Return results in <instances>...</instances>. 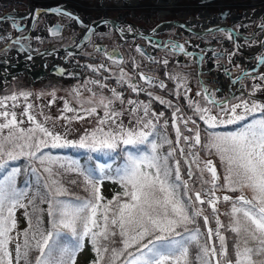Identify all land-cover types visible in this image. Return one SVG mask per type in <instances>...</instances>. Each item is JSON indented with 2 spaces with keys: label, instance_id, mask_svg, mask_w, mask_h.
Instances as JSON below:
<instances>
[{
  "label": "snow or ice",
  "instance_id": "obj_1",
  "mask_svg": "<svg viewBox=\"0 0 264 264\" xmlns=\"http://www.w3.org/2000/svg\"><path fill=\"white\" fill-rule=\"evenodd\" d=\"M50 11L85 27L82 39L90 41L93 28L67 11L59 8ZM11 26L23 31L15 18H12ZM260 27L264 31V25ZM61 29L62 25L57 24L50 31L57 35ZM208 31L223 33L226 39L233 41L234 47H238L235 29L217 27ZM6 39L19 45L20 51L27 50L21 40L28 37L13 39L0 35V41ZM175 46L185 55H192L183 45ZM137 51H140L139 47ZM231 55L235 52L229 53ZM113 57L122 59L118 50L109 54L110 59ZM150 59L156 62L154 58ZM260 63L264 64V54ZM163 64L167 65L168 60L165 59ZM86 67L92 68L91 65ZM104 68L105 65L100 64L92 70ZM125 76L121 70L119 81L122 86ZM140 78L149 84L157 79L144 73ZM170 78L186 80L179 74ZM259 79L264 81V74ZM91 83L98 84L99 81ZM100 87L107 85L100 84ZM130 87L137 94L145 91L137 84ZM159 87L166 85L161 81ZM111 92V97L101 96L95 106L83 107L85 103L93 105L91 99L80 102L84 116L65 102L64 110L77 113L75 119L98 115V109L104 110L97 127L86 131L78 141L64 139L38 121L30 111L31 103L21 115L32 127H24V120H18L17 113L9 110L7 104V101H13L14 109L18 97L11 95L0 99V109H3L0 110V264H76L85 239L96 255L93 264H264V104L243 99L233 103L234 96L216 100L215 93L205 86L204 92L211 105L219 111L212 114V108L191 100L188 106L207 125L206 143L202 144L199 129L187 128L189 122L195 126L196 120L185 117L183 124L192 135H183L180 126L175 125V144L180 145L182 139L187 151L185 147H171L162 154L163 145L173 144L166 133L168 122L159 125L164 113L151 111V102L129 99V126H125L124 110L114 107L117 101L123 105L125 100L115 88ZM145 94L152 96L150 91ZM20 95L27 100L31 94L23 92ZM156 99L171 107V102L160 97ZM180 111L179 107L174 109L173 120ZM225 116L228 118L223 119ZM47 119L45 117V121ZM227 125L237 127L226 132L215 131ZM55 148L86 149L88 154H98L96 159L106 157L112 163L91 166L81 165L75 159L62 162L60 157L44 151ZM177 150L184 157L187 179L181 174ZM200 150L214 153L219 158L223 164V184L214 162L201 160ZM88 159L91 160L92 155ZM17 160L27 161L23 170L20 166L9 167V161ZM113 164H116L115 168ZM22 171L27 178L23 187H18L17 178ZM69 172L76 173L81 178L79 182L77 179L65 180L64 174ZM105 180L118 183L123 191L111 200L105 199L101 193ZM65 183L82 186L87 195L76 196ZM222 189L240 195L221 198L216 193ZM245 190L251 196L245 195ZM221 199L230 203L227 224L219 219L217 205ZM45 203L48 207L42 209L40 205ZM205 204L211 209L215 228L209 225ZM19 209H25L24 216L28 219V227L22 232L17 231L16 212ZM44 213L48 217L47 227L42 218ZM201 218L205 225L203 231L197 226ZM224 232L235 236L232 257L228 255ZM191 250H195L194 254Z\"/></svg>",
  "mask_w": 264,
  "mask_h": 264
},
{
  "label": "rangeland",
  "instance_id": "obj_2",
  "mask_svg": "<svg viewBox=\"0 0 264 264\" xmlns=\"http://www.w3.org/2000/svg\"><path fill=\"white\" fill-rule=\"evenodd\" d=\"M100 1L102 0H0V18H2L5 15L17 14V13H22V12H29L31 14L33 11L30 10L31 9L30 7H33V9L40 8L43 10L41 12H37L36 14L30 17V18L37 19L35 23L34 32L30 30L29 21L27 19L19 20L15 18L17 23L23 29V31H17L15 28H13L11 26L12 20L8 21V23L6 24L7 26L5 25L4 23L5 21L3 20L0 22V30H4V31L0 32L2 33L0 35L8 36V34L12 33L13 39L16 37H19L20 35H25L23 37H28V39L21 40V43L25 45L27 51H29L30 54L35 55L46 49L57 50V49H62V47H72L80 43L79 40H80V37H82L83 35V31L85 30V27L81 26L79 23L75 24L76 21L69 19L67 16L62 17L56 12L54 11L51 12L50 10H48V9L54 8L55 6L66 7V5L67 6L72 5L73 8L72 7L71 8L74 10V12L79 14L83 19H85L83 21L84 25L93 23L97 19H102L104 15L114 18L115 20H119L118 15L123 14L124 17H127V19L131 21L133 26H137L142 30L146 29L150 31L153 28H155L156 25H159L163 21H167V20L172 21L174 19H177L180 21H186L189 15L193 14V16H195V15L202 14L205 11H208L212 15L211 16L209 14L210 17L213 18L214 14H216L215 7H218L221 5L217 2L216 4L205 3L201 5H198V4L196 5L198 0H180V3H181L180 6L166 11L167 8H164L163 6L157 7L155 2H152L151 0H145L147 1V4L136 6L135 8L134 7L126 8L123 6H118V7L113 8L112 6H110L111 0H103L107 3L106 5L109 4V7L106 8L107 10H105L100 7ZM248 1L252 3L251 0H248ZM237 2L240 3L239 0H237ZM253 3H255L254 0H253ZM186 7H190V9L187 10ZM244 9L245 8L242 7L241 10L244 11ZM62 11H65L64 8ZM249 11L252 12V10L248 9L247 12L249 13ZM49 21H51V23ZM53 24H59V25L65 26V29L62 30V34H63L62 36L55 37V38L49 37V31ZM122 26L128 28L129 24L125 23V24H122ZM4 27L6 29H4ZM220 36H222L223 38H226L223 33H220ZM161 37H163L162 34H161ZM98 39H100L101 42L96 41ZM119 39L120 37L117 35V33L112 28H107L102 33H98V34L96 33L91 38V42L85 45L84 48L81 50V52L77 53L76 55L72 53L64 52L61 55V57H64L65 61H62L60 59H57L58 61L54 60L55 62H58L61 65H63L64 67L69 68L70 71H75L74 68L77 69V65H80L82 63L83 67L81 65L79 66L80 76L74 77V78H68V79H65L64 76H62L61 78L51 77L49 79H46V80H43L42 82H37V83L31 82L28 79L27 75L26 76L22 75L21 77L16 76L12 79V81L9 80L10 82H7L1 86L0 99H3L4 97H9L11 95H16L18 97V99L15 101L16 107L14 109L12 108L13 101L9 100L7 101V104H8L9 110H14L17 113L18 120L20 119L24 120V125H23L24 127L26 128L32 127V125L27 121V118L21 115L26 110V105L31 103L33 105V108L30 111L33 114H35L36 119L38 121L45 123L46 127H48L54 133L60 134L64 139L71 140V141H78L85 134L86 131H91L95 127H97L98 118L99 116L103 115L104 110L102 108L98 109V115H90V116H87L85 119H75L73 117L77 115V113L68 112L64 110L65 102H67L70 107L77 109L78 114L80 116H84L85 113L83 110H81L80 102L91 99L93 100V105H89L85 103L83 107L87 108L90 106H95V102L99 101L101 96L111 97L112 92L110 91L111 89H113V88L109 89L108 90L109 93H108L106 91L107 90L106 88H101L100 84H106V80L103 77H97L92 71H91L92 73H90L88 67H84V65L88 64L94 68H98L100 64H104L105 65L104 69H107L108 71L121 68L122 71H127L129 73L132 72V74H134L132 70L127 68L126 64L124 63V60L121 64L106 60L104 56V52H99L95 50L96 45H105L106 47L105 52L115 47H118L122 55H124L125 53H131L132 47H134V44L132 42H129L126 45H124V47H122L117 43ZM137 42L145 44L144 40L142 39L135 40V43ZM11 48H15L19 50V45L11 44V42L7 39L0 42V53L3 55V56H0V66L3 65L2 62L4 60H8L7 53L8 52L10 53ZM20 52H23V51H20ZM87 52L93 56H101L104 61L100 62V61L90 60V59L82 60L83 57H80V54L87 53ZM232 59L236 61V68L242 67L239 65L238 57L232 56ZM12 60H14V65H15V58L14 59L11 58L10 61L8 60L9 61L8 67L11 66ZM176 66L178 65L176 64ZM194 66L195 65L192 64L190 67H194ZM15 68L16 67H14V69ZM143 71L151 75L159 76L154 71H149V70H143ZM169 74L172 77V74L171 73ZM174 75L176 76V74ZM180 75H183V77L186 78V74H180ZM202 75H204L208 79H211L210 75H207V74H202ZM20 78H22L21 80L24 83H20L19 86H17V84L7 86L13 83L14 80L15 81L18 79L20 80ZM131 79H135L133 75L131 76ZM94 80L99 81V83L98 84L91 83V81H94ZM118 81H117V84L115 83L114 88L117 90L118 93L122 95L123 99L125 100V103L121 105L117 101L114 104V107L117 110H120V109L124 110L125 114L122 117V119L124 121L125 126H129L128 125V120H129L128 111L131 108V106L128 105L126 101L127 97H126V89H125L124 82L122 86L121 84L118 83ZM174 81L176 82L177 87H178V85L180 84L182 85L184 80L178 81L177 79H175ZM51 82H54L56 85H53L51 87H45L46 86L45 84H48ZM241 83H243V81ZM153 84L154 86H148L146 88L143 85L142 87L145 89V91L139 92V94L146 95L145 93L150 91L152 92V95H158L155 93L158 91L157 88L159 87V82L157 84L155 83ZM164 84L166 85V82ZM237 86L239 85L234 86V90H235L234 97L237 98V100L234 101L233 103H238L240 102L241 99L247 100L249 101V103L253 102L247 98H243V96L245 95H247V97H250L251 95H249V93L245 94L243 91H239ZM89 89H91V91H89ZM199 89L200 88H197V86L193 84V81H189V83L186 86V91L189 94V95L186 94L187 97H189L188 102L191 100L195 104H198L202 107L212 108V114H216L219 110L212 106H209L205 102L201 93L199 92ZM236 90H238V92ZM23 92H27L31 94L27 100H25L24 97L20 95V93H23ZM93 93H95V96H93ZM53 100L55 102L50 103V101H53ZM132 100H136V101L143 102V103L151 102L150 106H152L151 96L148 97V95H146V97H143V99H141L139 95H136ZM255 100H259L260 101L259 104H264V100L262 99H255ZM0 110H3V109H0ZM151 111L155 112V110L152 107H151ZM240 111L241 110L238 109V112ZM156 113L159 114V112L157 111ZM182 115L183 114H181V116ZM257 115H259V113H257ZM45 117H48L49 119L45 121ZM58 117H61V118H58ZM62 117H68L69 119H65ZM222 118L227 119L228 117L225 116ZM177 119L183 124V119H179V118ZM177 119L173 120L172 116H170L164 121H167L169 125H173L175 127V125H178ZM228 126L230 125L221 126L219 128H222V127L226 128ZM194 127L195 126L190 122L189 124H187V128H194ZM223 131L224 130H222L221 132ZM181 147H185L187 151L186 145L181 146ZM192 150L195 151L196 149H192ZM199 156L201 160H209V159L212 160V159L217 158V156L214 153L209 155L207 154L206 151L204 152L201 150L199 151ZM112 167L115 168V165L113 164ZM122 191H123L122 187L118 183L113 182L112 180H105L101 188V193L107 200H111L114 195ZM216 195L222 198L224 195H226V193H224V190L223 191L218 190ZM238 195H240V193ZM245 195L251 196V193L245 190ZM221 202H224V201L221 199L217 205L218 210H219V215H221V212H222L221 207H220ZM206 205L207 204H205L204 207ZM207 213L209 214V216H211L210 207ZM16 219H17V231L22 232V230L25 227L23 209H19L16 212ZM215 227L216 226L214 225L213 228ZM95 259H96V255L93 251V248L91 244L89 243V241L85 239L84 248L82 249V251H80L77 254L76 264H92Z\"/></svg>",
  "mask_w": 264,
  "mask_h": 264
},
{
  "label": "water",
  "instance_id": "obj_3",
  "mask_svg": "<svg viewBox=\"0 0 264 264\" xmlns=\"http://www.w3.org/2000/svg\"><path fill=\"white\" fill-rule=\"evenodd\" d=\"M125 4H123L122 6L123 7H126L127 8V3L128 1L130 0H123ZM132 1H136V0H132ZM224 0H198L196 5H201V4H205V3H214V2H217V3H222ZM238 3V2H237ZM235 5L234 7H239L241 6V2L238 3ZM113 8H115L116 6H114V3H112L111 5ZM197 9V8H196ZM219 9H221L219 7ZM118 18L119 20H122L124 18V16L122 14H119L118 15ZM210 19H214V21H212L214 23V25H216L215 27H213L212 29L214 28H217V27H220V28H225V29H232L230 27V25L233 23V21L235 20V16L233 14H231V10L228 8H226L225 10H221V11H218L216 14H214L213 18H210ZM103 21H109L110 23V26L115 30V32L123 38V35H127L128 37H133L136 38V37H141V38H144L147 46H145L144 44H138L136 45V49L137 47H139L140 49V53L146 57L147 60H150V61H153L152 59L150 58H154L155 59V56L157 54V51L158 50H174L175 52H178V53H181V54H184L183 52H181L179 50V48H175L176 46L175 45H183L184 48L186 49V51L192 53V55H194L196 53L197 57L199 58L198 59V62H197V68H198V74L200 75L201 73V60L203 61L204 60V64L206 66H208V68H210L211 70L208 71L207 73L209 75H212V81L214 83H216L218 86H217V89L219 90H224L222 89V81L221 79L223 75H226L227 77H230L232 76V73L230 70H227V72L224 70V69H229L231 66H230V59H231V56H229V53H232L231 50L233 49H237L239 47H234V43L233 41H229L228 39L226 38H222L220 37V32H212V33H209L208 30H200V29H191L189 27H187V23L186 22H181L179 20H174V21H167V22H164L163 24H165V28L164 29H159L160 26H156L155 28H153L152 30L149 31V34H135V33H127L125 30L121 31L122 29H120L118 26H117V20L115 19H111L109 18L107 15L105 16V18L103 19H100L98 21H95L94 23H92L89 27L90 28H93L99 24V23H103ZM181 25H184V27H181ZM173 26H176V30L173 31V35L172 36H176L177 38H182V37H185V40L183 43H180L178 42L177 40H174L173 38H161V37H158L159 35H161L163 33V31L166 32V35H170V31L172 29ZM54 27V26H53ZM52 27V28H53ZM51 28V29H52ZM63 28V26H62ZM50 29V30H51ZM96 31H94V33L90 34V38L95 34ZM62 33V29H61V32L57 35H53L52 32L50 31L49 32V35L51 37H55V36H59L60 34ZM237 32H235L236 34ZM209 34H213V41L210 43V44H204L202 42V39L206 36V35H209ZM8 36H11V34H8ZM193 36L199 38L198 41H196L194 43V45H192L191 41L189 39H192ZM220 37V38H218ZM164 39V43H162ZM217 39H221V42H220V45L217 44ZM125 40V39H124ZM1 42V41H0ZM154 42L157 43V45H154ZM162 43V44H161ZM200 43L201 45L199 46ZM186 44V46H185ZM237 44V42H236ZM197 45L199 47H197ZM105 45H96L95 46V50L99 51V52H104V56L106 58V60H109V61H113V62H116L118 64H121L123 62V55L120 51V49L118 47H115L107 52H105ZM218 48H221L220 51H216ZM261 48V47H260ZM259 48V49H260ZM100 49V50H98ZM258 49V50H259ZM64 51L67 50V51H72L70 49H63ZM114 50H118L120 56L122 57V59H118L116 57H113V58H109V54L112 53ZM198 52H196V51ZM256 50L255 52H247L245 50H240L239 52L247 57H239L238 59V62H239V65L242 66V67H251L250 69L251 70H244L242 72V74L239 76V79H232V81L230 82L229 86H227V91L231 93V96H233V91H232V85L235 84L237 81L241 80L245 75L244 73L245 72H253V73H258L259 72V69L261 67V63H260V60H261V56H258V60H257V63L254 65L252 64L250 61L251 59L253 58L254 55L257 54V51ZM76 50H73V52H75ZM151 51V52H150ZM58 51L56 50H44V51H41L39 52L38 54H30V53H20L18 54V57L15 59V61L18 64V66L12 70V72H3V71H0V75L1 74H4L5 77H6V80L7 81H11L14 77H16V75H14L15 73L16 74H20V75H27L28 76V79L33 82V83H37V82H42L43 80H46V79H49L51 77H61V76H69V77H72L73 75L71 73H68V74H65L67 71L63 68H61L60 66L58 65H54L52 66L51 68H49V70L47 71L46 70V67H47V62L44 61V57L48 56V55H53L54 57L55 56H59V53H57ZM219 54V56H218ZM29 56H31V59H29ZM188 56H191V55H188ZM236 56V55H235ZM234 56V57H235ZM56 58V57H55ZM155 61H159L158 59H156ZM4 65L2 68H7V66L9 65V61L8 60H4ZM12 66H14V60H12L11 62ZM37 64H41L42 67H39V68H33L32 65H37ZM16 65V64H15ZM228 65V67L226 66ZM213 69H215L216 71L214 72ZM141 73L143 72H140L139 73V77L141 75ZM10 74V76H9ZM261 74H264V73H261ZM259 74V75H261ZM76 75L79 76V73H77ZM144 75L146 76H151L149 74H146L144 73ZM154 77V76H153ZM156 78V77H155ZM5 80V81H6ZM140 80L146 84H149L146 80L144 79H141ZM154 81H158V79H155ZM153 81V82H154ZM152 84V83H151ZM3 85V81L2 79H0V87ZM264 99V98H262Z\"/></svg>",
  "mask_w": 264,
  "mask_h": 264
},
{
  "label": "trees",
  "instance_id": "obj_4",
  "mask_svg": "<svg viewBox=\"0 0 264 264\" xmlns=\"http://www.w3.org/2000/svg\"><path fill=\"white\" fill-rule=\"evenodd\" d=\"M139 66L140 67H135L134 68V62H133L132 59H130L127 62V68L132 70L133 72L141 70V69H143V67H145L146 69H149V70H152V71L156 72L159 75V77L162 78L163 80H165V82H166V87H164V88H159L158 87L157 88L158 91L155 94H158V95H152L151 96L152 106H150V107H152L155 110V112L156 111L159 112V113L160 112H164L163 117H160V119H159V125H162L164 123L163 121L165 119H167L170 116H172V113H173L174 109L176 107H179L181 109V111H180V113L177 114V118L181 119V117L182 118L190 117L191 119H195L196 120L195 128L199 129V131H200L201 142H202V144L206 143L205 130L207 129V125L203 121L199 120L197 118V116L195 115L194 110L192 108H189V106H188L189 97H187V95H189V94L186 91L187 84L189 83V81H193L194 85H196V86L200 85L198 77H197L196 72H195L196 70H192V69H184L183 70L181 68L180 69L176 68V66L174 65V61L173 60L171 62H169L165 67L160 65V64H153V65H146V66H142V65L139 64ZM120 72L121 71H117V70H109L107 72V74H106V76H107V78H106V85H107L106 89L107 90L106 91L108 93H109V91H108L109 89L114 88L116 80L119 79V73ZM123 72L126 73L124 81H126L128 83V85H129V86H126V91H127L126 92V97H127V100L133 99L136 95H139L141 97V99H143V97H146V95L137 94L136 92L131 91L130 85L134 82V80L133 79H128V77H131L133 74H132V72H130V73L127 72V71H123ZM169 73L172 74V77H175L174 74H176V75L177 74H179V75L180 74H186V80H184L182 85L180 84L177 87V84L174 81L175 78H170L171 75ZM181 76H183V75H181ZM97 77H101V76H97ZM21 79L22 78H20V80L19 79L16 80V81L14 80L13 83H11V84H9L7 86H11L13 84H17V86H19L20 83H24V82H22ZM244 84H245L247 93H249L251 95H254V96L264 97V81L260 80L259 77H252V76L247 77L245 79V81H244ZM45 85H46L45 87H51V86L56 85V84L54 82H51V83H48V84H45ZM256 85H260V87L256 88ZM156 97H160L161 99H164L165 101L171 102V107H169L167 104H161L159 102V100L156 99ZM243 98H247V99H249L251 101H255L258 104L260 102L258 100L252 99L251 97H247V95L243 96ZM205 101H206V103L208 102L206 98H205ZM181 114H183V115L181 116ZM178 122H179V126L181 128V131H182L183 135H190L191 133H189L187 131L185 126L182 125L179 120H178ZM236 127H237V125H230V126H228L226 128H223V127L222 128H217V129H215V131L221 132L222 130H224L223 132H225V131L233 130ZM209 131H211V130H209ZM166 133H167L169 139H171L173 141V144L172 145H167V144L163 145L162 148L160 149V152L162 154H166L167 151L171 147H177V149H178L181 146H185V144H184L182 139H181L180 145H176L175 144L176 133H175V128L172 125H169V124L167 125ZM198 147H200V146H198ZM44 151L45 152H51V154L53 156L60 157L62 162L65 161V160L70 161V160L75 159V160L79 161V163L81 165H84L85 163H87V164H89L91 166H95V165H98L100 163H105V162L110 163V164L112 163L111 161L107 160L106 157H102L101 159H96V155H98V154H88L86 149H79V148H63V149H61V148H55V149H44ZM201 151L205 152V150H201ZM206 152L209 155L213 154V153H210L208 151H206ZM89 155H92V159L91 160L88 159ZM176 158L181 160V174H182V176H184L185 179H187V176L184 175V173L186 171V165L184 163V157L180 155L178 150H177V153H176ZM212 160H213V162L215 164V167L217 169L218 174H220V176H221L220 183L223 184L224 183V179H223V164L221 163V161L219 160L218 157L215 158V159H212ZM116 163L118 164L119 160ZM26 164H27V161H25V160H17V161H9L8 162L9 167H11V166H20L22 168V170H23V167ZM114 165L116 166V164H114ZM193 167H195V166L193 165ZM26 178L27 177L23 174V171H22V174L17 178L18 187H23V183H24V180ZM64 178H65V180L77 179L78 182L81 179V178H79L77 176L76 173H72V172L65 173L64 174ZM65 187H68L69 191L71 193H74L76 196L85 197L87 195V193L84 191L82 186L81 187H76V186L69 185V184L65 183ZM221 191H223V189ZM224 193H226L227 195L232 196V197H236L239 194V192H230V191H227V190H224ZM31 194L32 193L30 191L29 195H31ZM25 203H27V201H25ZM40 207L42 209H47L48 205L45 203V204H41ZM220 207H221V211L222 212H221V215H219V219L224 224H227L229 222V217H228V215H226V213L230 212V203L229 202H221L220 203ZM204 209H205V214L209 216V214L207 213V211H209V206L206 205L204 207ZM24 211H25V209H23V216H24ZM29 211H31L30 208H29ZM42 218H43L44 226L47 227V222H48L47 214L44 213ZM209 218H210L209 219V225L211 227H213L214 225L216 226L215 221L211 218V216H209ZM24 224H25L24 229H26L28 227V219L25 216H24ZM197 226H199L202 231L205 230V225L203 223L202 218L199 220ZM223 234L226 237L228 255H229V257H232V254H233V242L235 240V236L231 232H224ZM213 240L215 241V237H213ZM84 246H85V241H84ZM191 251L194 254L195 250H191ZM33 255H35V253H33Z\"/></svg>",
  "mask_w": 264,
  "mask_h": 264
},
{
  "label": "bare ground",
  "instance_id": "obj_5",
  "mask_svg": "<svg viewBox=\"0 0 264 264\" xmlns=\"http://www.w3.org/2000/svg\"><path fill=\"white\" fill-rule=\"evenodd\" d=\"M152 2H155V4H156V6L157 7H164V8H167V10L166 11H168V10H170V9H173V8H175V7H178V6H180L181 5V3H180V0H151ZM112 3H114V6H116V7H118V6H122L123 4H125L124 3V1H121V0H111V3H110V6L112 5ZM147 3V1H144V0H136V1H133V2H130V3H127V7H129V8H132V7H136V6H138V5H143V4H146ZM243 3H245V4H251L248 0H245V1H243ZM107 3L105 2V1H100V7L102 8V9H105V10H107L106 8L107 7H109V4L108 5H106ZM212 4H216V2H214V3H212ZM220 4V3H219ZM31 6V5H30ZM73 8V6L72 5H69V6H67L66 5V7H63L64 8V10L65 11H68V13H71V14H73L75 17H78L79 18V20H85V19H83L79 14H77V13H75L74 12V10L72 9ZM214 7V6H213ZM219 7L221 8V9H219ZM257 7V6H256ZM216 8V13L218 12V11H221V10H224V7L222 6V5H220V6H218V7H215ZM186 9L187 10H189L190 9V7H186ZM32 11V10H31ZM202 12V11H201ZM200 12V13H201ZM210 13L208 12V11H205L204 13H202V14H199V15H195V16H193V14H191L188 18H187V20L185 21L186 23H187V27H189V28H191V29H193L194 28V26L195 27H198V26H201V28H202V31H204L207 27H209L211 24L210 23H208V24H206L207 22H210V21H214V19H210L211 17H210V15H209ZM33 15V13H29V12H26V13H24V14H11V15H7V16H3L2 18H0V22L2 21V20H4L6 23H5V25L8 23V21L9 20H12V18H17V19H20V18H22V17H25V18H29L30 19V17ZM212 16V15H211ZM208 18V19H207ZM49 22H51V21H49ZM75 23H77V22H75ZM108 25H110L109 23H108ZM130 29H131V31L132 32H142V30L139 28V27H136V26H133V25H131L130 27H129ZM99 29H104L103 27H101V28H99ZM4 30H0V32H3ZM82 40V37H80V40L79 41H81ZM11 55L14 57V58H17L18 57V54H16L15 52H11ZM55 57H57V56H55ZM58 59H60V60H62V61H65L63 58H58ZM59 60V61H60ZM44 61H46L47 62V67H46V70L48 71L49 70V68H51L52 66H54V65H58V66H60L61 68H63L62 67V65L60 64V63H58V62H55L54 60H52L51 59V56H47V57H44ZM58 61V60H57ZM32 67L33 68H39V67H42V65L41 64H37V65H32ZM11 70H14V69H12V68H10L9 70H8V72H12ZM74 70L77 72V70L78 69H75L74 68ZM0 71H2L1 69H0ZM68 73H70V71H67L65 74H68ZM71 74L72 75H75L74 74V72H72L71 71ZM14 75H16V76H19L20 74H14ZM9 76H10V74H9ZM22 75H20V77H21ZM0 79H2V81H3V83L5 82V80H6V77H5V75L4 74H1L0 75ZM227 87L225 86V85H223L222 86V89H226Z\"/></svg>",
  "mask_w": 264,
  "mask_h": 264
},
{
  "label": "flooded vegetation",
  "instance_id": "obj_6",
  "mask_svg": "<svg viewBox=\"0 0 264 264\" xmlns=\"http://www.w3.org/2000/svg\"><path fill=\"white\" fill-rule=\"evenodd\" d=\"M34 28H35V27H34ZM34 31H35V30H34ZM34 31H32V32H34ZM20 36H21V35H20ZM20 36H19V37H20ZM1 49H2V48H1ZM84 59H87V58H86V57H83L82 60H84ZM96 72L98 73V72H100V71H96ZM223 97H227V96H223Z\"/></svg>",
  "mask_w": 264,
  "mask_h": 264
},
{
  "label": "crops",
  "instance_id": "obj_7",
  "mask_svg": "<svg viewBox=\"0 0 264 264\" xmlns=\"http://www.w3.org/2000/svg\"><path fill=\"white\" fill-rule=\"evenodd\" d=\"M187 13H188V11H187ZM188 16V15H187ZM190 16V15H189ZM235 29H237V26H235Z\"/></svg>",
  "mask_w": 264,
  "mask_h": 264
}]
</instances>
